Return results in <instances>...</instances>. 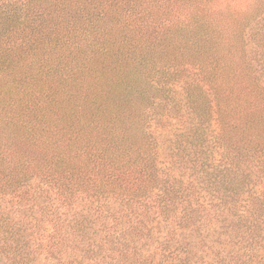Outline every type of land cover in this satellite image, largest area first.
I'll use <instances>...</instances> for the list:
<instances>
[{
	"label": "trees",
	"instance_id": "trees-1",
	"mask_svg": "<svg viewBox=\"0 0 264 264\" xmlns=\"http://www.w3.org/2000/svg\"><path fill=\"white\" fill-rule=\"evenodd\" d=\"M0 264H264V0H0Z\"/></svg>",
	"mask_w": 264,
	"mask_h": 264
},
{
	"label": "rangeland",
	"instance_id": "rangeland-1",
	"mask_svg": "<svg viewBox=\"0 0 264 264\" xmlns=\"http://www.w3.org/2000/svg\"><path fill=\"white\" fill-rule=\"evenodd\" d=\"M6 203L0 200V206H4Z\"/></svg>",
	"mask_w": 264,
	"mask_h": 264
}]
</instances>
